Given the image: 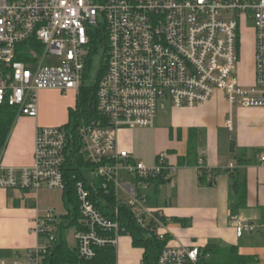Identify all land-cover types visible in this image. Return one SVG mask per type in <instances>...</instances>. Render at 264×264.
I'll list each match as a JSON object with an SVG mask.
<instances>
[{"label": "built area", "instance_id": "obj_1", "mask_svg": "<svg viewBox=\"0 0 264 264\" xmlns=\"http://www.w3.org/2000/svg\"><path fill=\"white\" fill-rule=\"evenodd\" d=\"M97 30L108 42L107 71L96 95L102 120L78 127L81 154L96 167L93 178L115 187L117 200L132 210L139 227L165 242L168 219L148 204L144 192L159 177L168 181L177 168L165 154L154 167L135 161L118 147L117 132L153 128L167 104L195 108L217 92L232 107L264 108V0H0V107L15 110L18 117L37 118L41 91L75 92L78 97ZM246 30L255 37L256 84L251 88L238 77ZM49 58L60 65H47ZM226 125L233 129L232 120ZM72 144L73 135L64 126L38 128L33 165L0 163V189L63 192ZM199 173L211 180L201 162ZM77 195L83 231L75 240L79 256L90 260L96 248L117 247L126 232L100 213L83 183L77 185ZM56 220L53 211L34 219L31 231L38 243L27 255L30 264H43L55 240ZM234 226L238 238L255 230L241 218ZM203 250L168 244L157 264H200Z\"/></svg>", "mask_w": 264, "mask_h": 264}, {"label": "crops", "instance_id": "obj_2", "mask_svg": "<svg viewBox=\"0 0 264 264\" xmlns=\"http://www.w3.org/2000/svg\"><path fill=\"white\" fill-rule=\"evenodd\" d=\"M238 77L244 87L256 84L254 36L251 57L244 66L240 62ZM59 92L44 90L40 96L44 99L49 93ZM70 104L61 106L53 117L41 115L40 105L37 118L18 117L1 155L2 166H32L37 129L67 124ZM168 114L169 119L165 117ZM229 120L233 122L232 130L226 125ZM132 130L120 131L117 142L121 150L130 152L135 161L148 167H154L158 157L165 154L168 163L177 168L156 194L153 187L144 192L148 204L168 219V244L201 249L210 245L237 247L241 255L252 256L257 264H264V108L232 107L221 92L195 108L175 109L167 104L155 126L146 129L155 141L153 151L144 154L137 153L133 143L126 140V134ZM192 147L197 153L194 158L189 157ZM200 162L210 173V181L201 178ZM231 165L233 170H229ZM237 187H244L245 194ZM49 192L42 190L33 195L0 189V264H30L27 255L38 243L31 231L33 221L39 213L52 208ZM59 194L64 210L60 218L66 210L63 192ZM237 218L247 221L255 230L238 238L234 226ZM120 244V248L116 247L117 264H143L144 250L134 247L132 238Z\"/></svg>", "mask_w": 264, "mask_h": 264}, {"label": "trees", "instance_id": "obj_3", "mask_svg": "<svg viewBox=\"0 0 264 264\" xmlns=\"http://www.w3.org/2000/svg\"><path fill=\"white\" fill-rule=\"evenodd\" d=\"M94 36L93 53L87 63L84 82L77 97L76 106L70 108L68 123L64 125L73 135L71 154L63 168L65 180L63 203L66 214L57 218L54 224L55 240L51 244L43 264H117V251L114 246L108 245L96 248V256L90 260H85L79 256L77 245L76 247H71L68 243V235L71 231L75 233L83 231L80 203L77 195V185L79 183H83L90 192V199L100 213L118 222L120 227L125 230L126 234L121 236H130L133 246L144 250L143 264H157L164 248L168 245V240L161 242L141 229L133 216L132 210L117 200L113 185L107 184L103 179L89 178L88 174L93 173L96 167L81 154V144L77 137L78 127L83 121L94 122L102 120L97 112L96 95L99 82L107 71L106 54L108 42L107 35L102 30H97ZM101 48L104 49L101 68L94 81L90 83L95 54ZM17 118L15 110L6 106L0 107V159ZM195 155H197L196 150L192 147L189 157L194 158ZM166 182L163 177H159L152 181L150 186L153 187L156 194L158 189ZM237 188L238 190L241 189V193L244 191V187ZM203 252L204 256L200 264H257L254 257L241 255L237 247L224 248L210 245ZM207 255H209V258H206Z\"/></svg>", "mask_w": 264, "mask_h": 264}, {"label": "rangeland", "instance_id": "obj_4", "mask_svg": "<svg viewBox=\"0 0 264 264\" xmlns=\"http://www.w3.org/2000/svg\"><path fill=\"white\" fill-rule=\"evenodd\" d=\"M94 1V0H92ZM103 21V18H100V22ZM253 36L254 33L252 31H244L242 38H241V50H240V56H241V64L244 66L248 64L249 58L251 57L252 50H253ZM104 57V49L101 48L97 51L95 54V60H94V67L91 74V81L92 83L94 79L96 78L99 69L101 68L102 59ZM47 65L50 66H57L60 65V61L56 58H49L47 60ZM77 95L75 92H69L66 94H63L61 92L59 93H49L44 99L42 96H38V104L41 107V115H45L46 117H53L57 113H59V110L61 109V106L70 104L71 107H75ZM70 107V108H71ZM40 109V108H39ZM166 115V114H165ZM170 114H168L167 119L170 118ZM164 117V116H163ZM161 120V118L159 119ZM158 125V123H157ZM122 131V130H121ZM149 130L146 129H133L131 132L126 134V140L133 143V147L135 151L139 154L149 153L153 151V142L155 141L154 136L149 133ZM120 131L117 132V138ZM11 136V135H10ZM147 166V165H146ZM89 178L92 177L91 174H88ZM43 190H49V194H47L48 197V203L51 204L52 208L48 209L47 211H42L44 213H39L38 216L45 217L48 215L49 212L53 211V213L56 215L57 218L60 216L61 213H63V206L61 205V199H60V190L56 189H43ZM42 190H40L38 193H40ZM120 198L125 197V192L122 188L119 189ZM59 205V207L57 206ZM33 226V225H32ZM131 237L129 236H123L121 239L119 238L118 247L122 244L123 241L127 240L129 241ZM68 243L71 247L75 246V239H74V232L71 231L68 235Z\"/></svg>", "mask_w": 264, "mask_h": 264}, {"label": "water", "instance_id": "obj_5", "mask_svg": "<svg viewBox=\"0 0 264 264\" xmlns=\"http://www.w3.org/2000/svg\"><path fill=\"white\" fill-rule=\"evenodd\" d=\"M235 147H236V141H235V138H233L231 141V152L232 153L235 152Z\"/></svg>", "mask_w": 264, "mask_h": 264}]
</instances>
